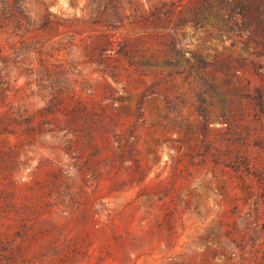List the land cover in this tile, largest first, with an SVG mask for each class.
Wrapping results in <instances>:
<instances>
[{
	"label": "rangeland",
	"instance_id": "1",
	"mask_svg": "<svg viewBox=\"0 0 264 264\" xmlns=\"http://www.w3.org/2000/svg\"><path fill=\"white\" fill-rule=\"evenodd\" d=\"M161 3L0 0V89L10 94L0 105L38 109L46 105L49 92L72 93L89 109L79 115L81 134L93 127L106 139L101 153L80 143L78 164L59 154L57 139L47 137L45 143L27 147L19 175L35 187L30 197L40 195L46 205L34 230L35 250L37 255L45 254L44 264H264L260 197L246 198L237 174L209 156L202 162L201 157H193L194 150L184 147L186 154L179 155L177 162L172 147L177 143L165 141L184 136V123L200 117L196 107L201 105L197 97L201 77L207 88L214 82L231 92L236 88L238 105L253 113V102L239 94L264 85V58L251 55L230 35L207 25L180 18L154 19L152 11ZM123 41L134 46L136 63L129 67L121 60L128 71L115 73L111 68ZM105 56L111 57L110 67L102 63ZM166 61L176 65L165 66ZM134 68L151 75L131 74ZM160 72L177 73L176 87L184 92L181 113H170L172 119L162 121L165 129L140 124L134 132L140 153L127 152L123 159L119 141L131 132L134 116L123 115L127 123L104 116L125 105L134 111L151 77ZM236 108L235 117L225 120L219 116L226 111L223 106L215 107L216 126L224 128L235 121L239 129L256 127V122L240 119L246 112L240 114ZM11 139L18 143L21 137ZM251 151L264 161V153L253 141ZM137 156L146 169L134 176ZM59 160L70 164L62 167V173L56 164ZM253 186L257 190L255 178ZM27 195L24 187L19 200L25 201ZM246 218L253 230L244 233ZM234 228L242 240L232 258L222 242H229L227 232Z\"/></svg>",
	"mask_w": 264,
	"mask_h": 264
},
{
	"label": "trees",
	"instance_id": "2",
	"mask_svg": "<svg viewBox=\"0 0 264 264\" xmlns=\"http://www.w3.org/2000/svg\"><path fill=\"white\" fill-rule=\"evenodd\" d=\"M152 16L161 22L180 18L183 22L207 25L222 34L230 35L234 44H242L251 55L264 58V0H192L186 6L182 4V0H162L160 8L152 11ZM133 50V45L126 41L121 42L115 52L116 64L111 71H128L126 66L121 67V60L126 61L129 67L135 66ZM177 54L179 55V52ZM110 58L105 56L102 60L107 67H110L108 62ZM146 64L151 65L148 62ZM175 65L170 61L165 63V66ZM107 67H104V70L108 69ZM139 72L144 71L134 68L131 74ZM142 74L151 75V73ZM175 74L177 73L160 72L152 76L134 111L125 105L112 108V111L104 116L105 119L109 117L118 122L123 120L124 123L128 121L122 117L123 115L134 116L131 132L124 134L119 141L120 155L123 159L127 152L134 155L140 153V149L136 146L138 135L134 133L140 124L159 125L165 129L162 121L172 119L170 113L180 115L184 92L176 87ZM200 80L202 83L197 97L201 105L196 107L200 117L194 122L187 120L184 123L182 129L184 136L181 134L175 138L170 136L165 141L177 143L172 144L177 150V162L181 157L179 155L186 154L183 148L187 147L194 150L197 155L193 157H201L202 162H206L209 156L212 162L230 168L237 174L239 188L246 198L258 195L261 203L264 204V161H258V156H254L251 151L253 141V144L264 153V85L256 86L254 89L249 88L247 93L239 94L253 102L252 113L244 111V106L238 105L236 88L231 92L229 88L221 89L215 82L207 88L208 82H204L202 77ZM43 82V78H40L39 85L41 86ZM9 95L8 91L0 89V101H6ZM232 97H235L236 101ZM218 106H223L226 110L219 115L225 120L235 117L233 107H237L235 110L241 112L240 114L246 112V116L242 114L240 119L254 121L257 123L256 127L245 125L239 129L235 121H232L226 122L224 128H218L216 126L219 123L218 119L212 120L213 111ZM84 110L89 111L82 100L75 99V94H66L63 91L49 92L46 105L38 109L14 107L13 104L0 105V264H44L45 254L41 252L37 255L35 250L37 240L34 237V230L46 212V205L42 203L40 195L35 194L34 197H30L35 193V187H32L30 181L21 180L19 171L23 163L22 158L28 156V146L45 143L47 137L57 139L59 154L76 160L77 164L81 159L77 151L80 143H85L94 152L101 153L106 139L101 137L102 135L100 136L95 128H89L86 135L81 134L79 115ZM163 111L165 114H162ZM17 136L21 139L18 143H14L11 138ZM196 141H199L201 146ZM193 142H196L194 146ZM217 142L219 144L221 142L220 146L215 145ZM157 143L160 144V140H157ZM60 150L63 152L61 153ZM152 153L157 155L156 150ZM133 161L134 176L144 173L146 168L143 159L137 156ZM56 164L60 167L61 173L64 171V165L66 167L70 165L62 160L57 161ZM78 169L81 174L82 168L78 167ZM254 178L258 184L257 190L253 186ZM40 183L36 181V184ZM24 187L30 195H27L26 200L22 202L19 200V195L24 191ZM252 226L249 218H246L244 233L253 230ZM227 233L229 242L223 241L222 246L233 258L236 256L237 242L242 239L237 236V228L230 229ZM49 264L58 263L49 261Z\"/></svg>",
	"mask_w": 264,
	"mask_h": 264
}]
</instances>
